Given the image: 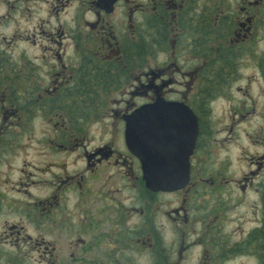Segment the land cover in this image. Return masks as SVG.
<instances>
[{
  "label": "flooded vegetation",
  "instance_id": "flooded-vegetation-1",
  "mask_svg": "<svg viewBox=\"0 0 264 264\" xmlns=\"http://www.w3.org/2000/svg\"><path fill=\"white\" fill-rule=\"evenodd\" d=\"M216 1L0 0V160L7 155L6 149L17 146L19 130L25 124L27 114L40 117V112L44 111L47 117L49 112H56L55 118L58 122H53V119L50 121L54 123V127L58 126L59 137L56 140L63 143L64 147L66 144L71 145L72 141H78L71 129L73 112L81 113L80 120L92 118L91 121L95 120L97 123L103 120L112 123L116 119L124 144L125 124L122 118L144 105L153 104L159 97L166 101L183 103L189 108L198 120V133L189 159L188 186L174 193H152L145 190L141 180L144 203H153L160 195L175 193H183L186 203H198L201 196L198 194L200 184H196L195 188L191 182L196 176V170L199 169L196 160L201 149L207 147L208 142L205 138L209 133L198 105V84L202 77L200 47L213 49L216 46L226 47L229 53H236L237 62L240 63L247 52L245 48L250 45L257 46L256 33L264 30V0H240V7L237 9L235 5L229 4L227 5L229 8L220 13ZM30 20L32 23H27ZM9 27L11 35H7ZM141 39L144 40L145 48L143 58L137 57L134 50V45L141 44ZM126 50H131V54L135 55L128 57ZM154 56L155 64L152 66L150 60ZM159 56H162V61L159 60ZM136 61H142L143 66L136 67ZM125 62L131 64L130 70L127 69ZM256 62L260 63L256 69L262 79L264 69H261V64L264 63V50L256 56ZM180 63H183V66H180ZM120 65L123 71L118 74L115 68ZM119 76L124 77L120 88L115 86V79ZM188 81H191L193 87L189 91V95L191 94L189 99L187 96V100H184L181 96H184L182 94L185 88L187 92L189 90V84H184ZM115 93L130 97V102L122 99L116 105ZM115 107L118 108L116 110L118 112H115ZM109 112L110 114H107ZM239 112L238 115L241 116ZM234 115L236 116L237 112ZM247 135L245 131V139ZM126 153L141 179L139 162L127 150ZM84 161L87 168L97 175L104 163L115 166V151L101 145L85 151ZM252 168L257 170V176L263 173L264 152L258 158L250 159L249 175L242 178L246 184L237 190L239 195L245 193L253 183L256 171ZM212 175L213 178L216 177L215 181L221 174L218 177V174L211 173L210 176ZM69 178L65 176L60 179L59 187L51 183L49 194L44 200H26L24 193L21 194V190L16 189L17 195L14 201L9 200V203L17 200L19 204L25 202L26 207L32 208V212L37 213V217L40 218L36 226H45L50 235L53 234L61 240L64 236L57 231L65 233L70 228V223L60 215V207L63 208L60 197L63 198L62 193L65 195L66 185L70 183ZM199 178L202 182L201 174ZM219 179L223 180L221 177ZM80 184V181L76 182V186ZM257 184L256 182L254 184L255 192ZM22 190L27 192L26 189ZM8 196L0 191V218L3 217L1 203H4L3 200ZM94 196L98 198L97 194L90 195L91 201L100 203V200L93 199ZM224 197L217 186H210L208 192L202 193L201 198L207 203L218 204L223 203L221 198ZM114 203H110V212L114 214L109 227L113 241L112 244H107L109 254L105 259L106 264H115ZM16 213V216L23 220L24 206L17 208ZM184 213V208L172 212L176 220ZM206 218L209 217L205 216L203 220ZM4 228L7 231L0 233V247L6 245L10 247L9 249L17 250L22 256L25 253L22 242H31L33 247L31 250L39 256L37 264H62L54 257L57 253L56 240L51 245L27 236L15 225ZM134 233H137L135 238L138 239V244L152 247V242L142 241L146 237L144 234H140V231ZM208 234L211 235L209 239L213 240L217 232L215 228H211ZM149 235L148 241L151 239ZM39 239L44 240L43 237ZM242 241L235 244V248L240 245L241 252L247 254L246 250L241 248ZM89 244L83 249L86 250ZM91 246L96 247L97 242ZM10 256L13 258L15 255L11 253ZM0 259L9 260L1 254ZM64 259L74 262L69 257Z\"/></svg>",
  "mask_w": 264,
  "mask_h": 264
},
{
  "label": "rangeland",
  "instance_id": "rangeland-1",
  "mask_svg": "<svg viewBox=\"0 0 264 264\" xmlns=\"http://www.w3.org/2000/svg\"><path fill=\"white\" fill-rule=\"evenodd\" d=\"M240 3V0H217V7H220L218 13L227 10L229 4L235 5L237 9ZM10 31L11 27L8 28L7 35H11ZM256 35L258 44L245 48L247 52L242 62L238 63L235 80L228 84L223 96L209 103L208 113L201 114L209 133L205 138L207 147L201 149L196 160L199 171L196 170V176L191 182L195 188L196 184H200L198 194L201 196L198 203H186L183 193L160 195L153 203H144L143 184L126 153L116 119L112 122V127V123L101 121L104 118L99 119L101 122L98 123L91 121L92 118L84 117V120H80L81 113L73 112L71 129L78 141L66 144L65 149L64 144L56 140L59 137L58 126L54 127L53 123L58 122L56 112H49L48 116L51 118H48L41 111L40 117L27 114L25 124L19 130L17 146L6 149L7 155L0 160V191L9 195L1 203L3 217L0 218V233L7 231L6 228L3 229L4 226L15 225L37 241L52 245L56 240L57 253L54 257L62 264H106L105 259L109 254L107 244H112L113 241V234L109 230L114 217L110 212V203L115 202V264H257L254 254H244L235 248V244L259 227L262 220L259 196L254 191V184L261 180L263 173L257 176V170L252 168L256 171L253 183L246 191V188L243 190L245 193L239 195L237 192L246 184L242 178L249 175L250 159L258 158L264 152V79L259 77L256 69L260 65L256 62V56L264 50V30ZM13 48L12 46L11 49ZM130 55L131 52L128 57ZM159 57L162 61V56ZM154 60L155 56L150 60L152 66L155 64ZM124 64L130 70L128 63ZM179 65L183 66V63ZM261 69H264V63L261 64ZM184 84H189V90L187 92L185 88L182 94L184 96L181 97L187 100L193 86L191 81ZM122 99L129 102L131 100L128 96L115 93L116 105ZM117 109L115 107V112H118ZM245 131L248 133L247 139L244 137ZM101 145L115 151V166L104 163L95 175L85 165L84 153ZM211 173L218 174L217 177L221 174L223 180L219 177L214 181L216 177L210 176ZM200 174L203 176L202 182ZM65 176L70 177V183L66 185L65 195L62 193L63 198L60 197L63 206L60 207V215L70 223V228L65 233L57 231L64 236L58 240L55 235L49 234L45 226H36L40 218L37 213L32 212V208L26 207L25 202L19 204L17 200L9 203V200L14 201L16 189L21 190V194L24 193L26 200H44L49 194L50 184L58 186L60 179ZM78 181L81 184L76 186ZM19 182L21 185H18ZM210 186H217L225 196L221 198L223 203H207L201 198L202 193L208 192ZM94 194L98 198L94 196L93 199L100 200V203L91 201L89 196ZM20 206L25 209L23 220L16 216ZM202 207L206 208V212ZM180 208H184L185 213L176 220L172 212ZM106 209L108 210L105 211ZM205 216L209 218L203 220ZM211 228H215L217 232L214 241L209 239L211 235L208 232ZM135 231L144 234L146 237L141 238L142 241L152 242V247L138 244ZM147 235L150 236V241ZM95 242L97 246H91ZM22 243L25 249L22 256L6 245L0 247V250L3 249L0 254L10 260L0 259V264H37L39 256L32 251L31 242ZM86 244L89 246L84 250ZM11 253L15 255L13 258H10ZM64 257H69L74 262H68Z\"/></svg>",
  "mask_w": 264,
  "mask_h": 264
},
{
  "label": "water",
  "instance_id": "water-1",
  "mask_svg": "<svg viewBox=\"0 0 264 264\" xmlns=\"http://www.w3.org/2000/svg\"><path fill=\"white\" fill-rule=\"evenodd\" d=\"M149 88V86H146ZM124 121V145L140 165L145 190L173 193L190 180V156L198 133V120L183 103L157 99Z\"/></svg>",
  "mask_w": 264,
  "mask_h": 264
},
{
  "label": "trees",
  "instance_id": "trees-1",
  "mask_svg": "<svg viewBox=\"0 0 264 264\" xmlns=\"http://www.w3.org/2000/svg\"><path fill=\"white\" fill-rule=\"evenodd\" d=\"M141 44L134 45L135 54L137 57L143 58L145 48L143 39ZM232 49H230L231 51ZM228 48L216 46L214 49L209 47H200L201 74L198 88V105L201 114L208 113L209 103L226 92L228 84L232 83L237 77L236 68L239 66L235 52H228ZM131 50H126L129 55ZM214 53V56H212ZM131 54V55H135ZM214 57V59H211ZM205 64L203 65V63ZM131 66V64H128ZM136 67H142V61H136ZM123 71L121 66L115 68V72L120 74ZM264 79V74H263ZM124 81L123 76L115 79V86L120 88V83ZM75 99V97H73ZM77 113V112H76ZM204 116V115H203ZM262 179L256 185L259 201L261 223L259 227L251 230L241 242V248L246 250L247 254L252 253L257 257V264H264V171ZM240 249V245H238Z\"/></svg>",
  "mask_w": 264,
  "mask_h": 264
}]
</instances>
